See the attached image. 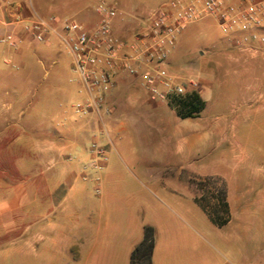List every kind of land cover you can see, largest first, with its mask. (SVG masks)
Instances as JSON below:
<instances>
[{"label": "rangeland", "instance_id": "374dc122", "mask_svg": "<svg viewBox=\"0 0 264 264\" xmlns=\"http://www.w3.org/2000/svg\"><path fill=\"white\" fill-rule=\"evenodd\" d=\"M31 1L41 13L51 3ZM238 35L224 33L207 16L178 37L169 65L180 80L200 81L197 90L206 107L198 117L184 119L169 100L153 101L140 75L130 73L137 85L125 80L106 105L100 125L113 136L114 146L102 202L109 240L121 246L110 251L114 258L123 257L127 244L134 250L148 230L153 256L162 249L166 258L182 264H264V52L241 48ZM3 47L0 43V169L12 183L23 181V167L32 176L36 166H44L49 176L52 168L62 171L77 159L74 146L93 141L86 130L94 116L79 117L70 109L68 121L25 122L23 103L53 98L45 89L57 75L65 85L77 84L68 50L58 38L50 46L30 42L22 62L9 58ZM131 97L145 103L137 107L127 101ZM75 125L83 131L77 138ZM53 146L58 147L54 157ZM38 147L49 154L33 153ZM222 196L229 204L227 215ZM208 208L222 215L221 224L213 222ZM81 252L62 243L26 250L23 225L0 236V264H75Z\"/></svg>", "mask_w": 264, "mask_h": 264}, {"label": "crops", "instance_id": "0c3cea01", "mask_svg": "<svg viewBox=\"0 0 264 264\" xmlns=\"http://www.w3.org/2000/svg\"><path fill=\"white\" fill-rule=\"evenodd\" d=\"M15 1L16 11L13 13L17 12L26 20L35 14L43 17L55 15L61 18H74L86 28L92 29L99 22L100 14L97 11V6L102 0H50L49 8L44 13L35 8L31 0ZM106 1L113 4L118 10V15L113 22L115 35L132 40L136 36L137 28H140L141 34L139 35L141 36L148 31L152 13L170 0ZM22 24L23 22L16 28L21 39L19 48L12 49L3 44L5 45L3 48L11 59L23 57V49L30 42L47 46H50L53 38H58L62 42L56 34H51L44 42H36L22 29ZM3 30L4 27L0 24V32ZM259 31L264 33V27L259 28ZM62 44L71 57L72 71L76 76L74 81L77 84L65 85L61 75L55 76L52 79L51 87L45 89L52 90L53 98L50 100L38 99L35 103L32 100L27 101L26 104L23 103V121L25 122L34 121L37 124H43L68 121L70 109L77 116H84L79 114L74 107L76 102L85 98L82 82L73 69L72 54L63 42ZM48 50L49 48L46 49L47 54H49ZM46 53L44 55H47ZM21 60L23 62V58ZM38 60L42 63V56H39ZM137 79L136 76L129 75L125 71L119 72L116 76L115 87L107 95L106 105L111 106V100L125 80H130V84L136 86ZM127 101L137 107L145 103L144 99L137 97L128 98ZM90 114L94 117L90 121V129L86 131L90 134L91 139L98 140L106 146L110 157V150L114 146L113 136L106 135L97 114ZM75 127L74 137L77 138L83 134V131L80 127L76 125ZM26 138L27 135L23 134V139ZM89 147V142L84 146H74L72 149L77 155V159L62 171L57 167L52 168L50 176L44 172L46 171L44 166L42 168L36 166L34 176L30 174L31 172L29 173L28 167H23V181L12 183L9 177H6L5 171L0 169V236H10L23 225V248L26 250L52 249L62 243L68 247L78 246L82 251L75 264H131L133 248H130V244H127L128 246L122 250L123 257L121 259L114 258L110 254V251L120 245H115L109 240L107 229L104 227L105 211L102 196L104 194V172L107 165L100 172L101 193L96 194L94 180L84 181L81 178L82 163L90 158ZM27 149L25 148L24 154H28ZM33 150V153L49 154L48 150L41 147ZM50 154L57 155L58 147L53 146ZM51 161L54 162V158ZM34 187L36 189H33ZM40 187H45L46 191H40ZM91 192L96 199H91ZM31 230H35L33 236L29 233ZM152 264H182V262L169 260L162 249L159 252L156 249Z\"/></svg>", "mask_w": 264, "mask_h": 264}, {"label": "built area", "instance_id": "2783aa9c", "mask_svg": "<svg viewBox=\"0 0 264 264\" xmlns=\"http://www.w3.org/2000/svg\"><path fill=\"white\" fill-rule=\"evenodd\" d=\"M15 0H0V43L18 49L21 39L16 31L22 29L36 42L58 35L73 57V69L79 75L85 98L74 104L81 115L95 113L100 121L108 113L107 95L116 84V76L125 71L140 75L142 84L153 101L184 96L197 90L200 81L180 80L170 69L169 57L179 35L191 23L207 16L214 17L221 30L239 35L236 43L253 53L264 52V0H170L154 11L147 35L127 40L115 35L113 22L117 8L102 0L97 6L98 24L88 29L78 20L68 17L33 15L26 20L16 11ZM104 132L108 135L107 130ZM90 158L82 163L81 178L94 180L96 194L101 193L100 172L109 159L108 149L98 140L89 147ZM72 158V157H71ZM73 159V158H72Z\"/></svg>", "mask_w": 264, "mask_h": 264}, {"label": "trees", "instance_id": "16d2710c", "mask_svg": "<svg viewBox=\"0 0 264 264\" xmlns=\"http://www.w3.org/2000/svg\"><path fill=\"white\" fill-rule=\"evenodd\" d=\"M169 104L177 109L179 115L182 118H195L198 117L200 113L205 109L206 100L202 98L198 90L193 89L184 96L174 95L170 97ZM221 201L225 208L224 213H226L227 215L229 213L228 201L224 196H222ZM218 203H220V201ZM210 208H212V210H215L217 208V204H212ZM212 210L209 208L207 209L211 218L213 219V222L217 225L221 224L217 222V219L222 217V215L215 216ZM227 218H225V220H227ZM223 223L225 222H222V224ZM151 235L152 234L148 233L147 230L144 240L139 245H137L132 252L131 264H152L154 239Z\"/></svg>", "mask_w": 264, "mask_h": 264}, {"label": "bare ground", "instance_id": "6f19581e", "mask_svg": "<svg viewBox=\"0 0 264 264\" xmlns=\"http://www.w3.org/2000/svg\"><path fill=\"white\" fill-rule=\"evenodd\" d=\"M235 160H239L238 158H236ZM239 163V162H238Z\"/></svg>", "mask_w": 264, "mask_h": 264}]
</instances>
